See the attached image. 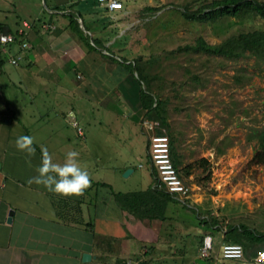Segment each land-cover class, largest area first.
Listing matches in <instances>:
<instances>
[{
    "label": "rangeland",
    "instance_id": "obj_1",
    "mask_svg": "<svg viewBox=\"0 0 264 264\" xmlns=\"http://www.w3.org/2000/svg\"><path fill=\"white\" fill-rule=\"evenodd\" d=\"M208 1L212 0H127L126 11L108 13L103 8L101 18L106 21L104 26H109L106 46L98 55L104 59L106 54H113L118 60L137 63L147 75L148 84L139 83L137 71L128 68L133 82L129 79L120 85L117 79L122 76L114 75L123 65L107 56L115 61L107 59L109 70L92 67L94 75H79L77 90L69 92L62 81L60 94H42L43 98L54 97L59 112L64 102L74 104L83 136L73 125L71 112L67 116L70 125L62 119L59 125L48 121L56 120L49 106L42 108L45 116L41 123L33 125L32 118H26L37 128L34 140L60 148L63 160L68 151H77L81 165L94 181L106 180L114 185L117 173L121 182L117 181L115 189L126 192L143 189L145 181L137 178L140 164L144 166L143 170L138 168L141 172L157 170L152 157H147L151 156V135L159 134L158 130L168 135L181 178L190 192L168 209L167 220L153 225L161 243L154 245V256L147 264H224L221 248L229 225L244 224L264 231V57L247 51L239 58H227L185 49L196 45L199 37L218 44L242 32L264 29V20L256 16L223 17L202 23L183 16L187 5L197 8ZM121 12L124 15L113 18ZM142 88L163 101L166 126L159 119L146 118L144 111L136 112L137 106L141 107ZM119 109L123 113L119 114ZM130 113L133 116L129 118ZM147 119L158 123L154 131L144 126ZM46 132L52 135L48 141L43 140ZM120 138L124 147L117 153ZM136 149L141 153L138 159L123 170ZM128 169H136V173L125 177ZM211 218L223 228L213 234L215 244L209 259L202 254L207 232L200 223Z\"/></svg>",
    "mask_w": 264,
    "mask_h": 264
},
{
    "label": "crops",
    "instance_id": "obj_2",
    "mask_svg": "<svg viewBox=\"0 0 264 264\" xmlns=\"http://www.w3.org/2000/svg\"><path fill=\"white\" fill-rule=\"evenodd\" d=\"M122 1L123 12L128 4L127 0ZM103 8L97 0H0V35L25 30L21 40L6 47L0 43V264L149 263L154 256L153 247L161 243L159 231L153 226L158 221L139 219L116 204L113 191L129 192L115 189L117 181L121 182L117 173L113 176L114 185L110 181L91 179V186L83 196L60 197L43 186L28 184L40 166V146L48 148L54 162L63 163L60 148L53 149L48 142L34 140L36 153L29 163V158L15 146L20 135L34 138L37 128L30 123H41L45 116L44 106H49V111L56 117V120H48L52 124L59 125L62 119L70 125L69 112L76 114L74 121H77L79 114L71 101L64 102L59 112L54 97L43 98L42 94H60L62 81L67 83L69 92H73L80 86L77 82L79 75L82 78L94 75L92 67L109 70L107 59H111L107 54L101 59L98 54L102 52L90 50L80 34L83 31L105 43L109 24L104 26ZM122 12L113 18L124 15ZM72 19L78 20L82 31L75 29ZM22 41L29 43L31 48L22 50ZM18 54L23 58L16 65L12 59ZM85 69H91V72ZM119 75L122 77L117 80L122 86L127 80L132 81L133 73L125 66L114 76ZM126 91L129 93V88ZM55 99L60 101V97ZM20 101L34 108H27ZM137 110L141 107L137 106ZM120 113L123 112L119 109ZM28 116L32 118L30 123L26 122ZM132 116L130 113L129 118ZM55 129L59 131L58 127ZM43 136L46 141L52 137L47 132ZM118 141L117 153H121L123 140ZM134 154V158L126 160L123 170L129 168L141 153L136 149ZM138 168L143 170L144 166L140 164L136 169L138 174L140 172L137 178L140 177L145 184L137 191L154 187L153 169L150 167L141 172ZM136 169H132L128 177L134 175ZM101 183L108 184L113 191ZM176 198L177 202H171L168 209L180 203L181 198ZM84 253H90L92 258L84 261Z\"/></svg>",
    "mask_w": 264,
    "mask_h": 264
},
{
    "label": "trees",
    "instance_id": "obj_3",
    "mask_svg": "<svg viewBox=\"0 0 264 264\" xmlns=\"http://www.w3.org/2000/svg\"><path fill=\"white\" fill-rule=\"evenodd\" d=\"M183 16L192 22H214L223 17L244 18L248 16H256L264 20V0H212L208 1L197 8L190 5L182 11ZM73 20V19H72ZM75 29L80 30L78 20H73ZM83 37L85 45L90 50L100 51L105 43L100 39L91 38L90 35L80 33ZM191 51H201L212 55L224 56L227 58H239L246 54L247 51L253 56L264 57V29H253L248 32H242L234 35L218 44H209L203 37H199L196 45H189L185 47ZM108 57L118 61L126 68H132L138 73V81L149 82L147 75H144L142 68L137 63H127L125 60H118L113 54H108ZM144 82V83H145ZM146 84V83H145ZM141 110L144 111L146 118L159 119L163 126L167 125V120L161 111L163 101L159 100L149 89L142 88L140 90ZM148 120V119H147ZM152 121V120H149ZM159 134H163L158 130ZM261 145L264 147V133L261 137ZM151 140V139H150ZM35 146V145H34ZM171 157L181 177V171L177 167L179 164L178 157L174 152L173 143L170 140ZM148 159L151 156L147 154ZM188 171V170H185ZM189 172H186L188 174ZM155 178V186L147 190L137 192H114L113 188L108 184L101 183L103 186L111 187L113 191L116 204L124 211L132 214L139 219H148L150 221L164 222L168 219L167 211L171 202H177L178 195L172 194L165 188L161 181L157 170L153 171ZM200 224L204 225L207 234H217L222 230V226L215 218L203 219ZM205 234V235H207ZM203 236V240L204 237ZM224 241L228 243H241L246 255L250 258L257 255L258 251L264 249V231L251 229L244 224L229 225L228 231L225 234ZM203 245V241H202ZM258 245V246H257ZM253 247H258L253 250ZM211 258V257H207ZM212 260V259H211Z\"/></svg>",
    "mask_w": 264,
    "mask_h": 264
},
{
    "label": "built area",
    "instance_id": "obj_4",
    "mask_svg": "<svg viewBox=\"0 0 264 264\" xmlns=\"http://www.w3.org/2000/svg\"><path fill=\"white\" fill-rule=\"evenodd\" d=\"M97 2L104 7L109 13L121 11L124 9V2L122 0H97ZM53 28L52 25H50ZM25 30H20L16 34L4 33L0 35V43L6 47L17 40L22 39V35ZM22 50L31 48V45L26 41L21 43ZM23 58L22 54L16 55L12 62L18 64ZM72 119H75L73 113H71ZM73 125L79 131V135L83 136V130L78 125L77 121L73 122ZM158 123L154 121H145L144 126L151 131H154ZM151 157L154 166L156 167L159 177L167 191L172 194L178 195V197L185 198L190 192L189 186L183 181L177 172V169L172 161L170 138L166 134H152L151 135ZM214 236L208 234L204 237L202 254L205 257H210L214 250ZM222 258L225 260L224 264H264V249L258 251L257 255L250 258L246 255V250L241 243H228L222 244L221 248ZM229 261V262H227ZM126 264H133L132 261H128Z\"/></svg>",
    "mask_w": 264,
    "mask_h": 264
},
{
    "label": "clouds",
    "instance_id": "obj_5",
    "mask_svg": "<svg viewBox=\"0 0 264 264\" xmlns=\"http://www.w3.org/2000/svg\"><path fill=\"white\" fill-rule=\"evenodd\" d=\"M34 143V138L30 135H20L15 142L17 150L29 158V163L36 153ZM40 152V166L36 169L37 175L29 178V185L43 186L49 192L64 198L81 197L85 194L91 186V177L87 168L81 165L77 151H68L63 163L54 162L46 146L41 145Z\"/></svg>",
    "mask_w": 264,
    "mask_h": 264
},
{
    "label": "water",
    "instance_id": "obj_6",
    "mask_svg": "<svg viewBox=\"0 0 264 264\" xmlns=\"http://www.w3.org/2000/svg\"><path fill=\"white\" fill-rule=\"evenodd\" d=\"M131 172H132V169H128L125 172L124 176L130 175ZM91 258H92V255L90 253H84V255H83L84 261H89ZM140 264H147V263H140Z\"/></svg>",
    "mask_w": 264,
    "mask_h": 264
}]
</instances>
